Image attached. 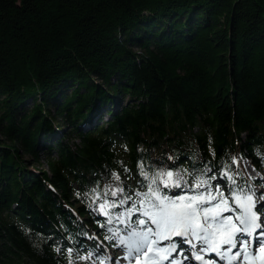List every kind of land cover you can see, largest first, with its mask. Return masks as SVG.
<instances>
[{"label":"trees","instance_id":"obj_1","mask_svg":"<svg viewBox=\"0 0 264 264\" xmlns=\"http://www.w3.org/2000/svg\"><path fill=\"white\" fill-rule=\"evenodd\" d=\"M243 158L264 172V0H0V264H88L114 182L245 187Z\"/></svg>","mask_w":264,"mask_h":264},{"label":"snow or ice","instance_id":"obj_2","mask_svg":"<svg viewBox=\"0 0 264 264\" xmlns=\"http://www.w3.org/2000/svg\"><path fill=\"white\" fill-rule=\"evenodd\" d=\"M140 174L149 183L147 191L135 193L139 207L133 203L123 216L115 218L124 225V234L121 235L120 229L108 228L110 235L105 236L125 251L123 259L130 264H185L189 257L181 245L186 244L192 250V259L200 264H216L215 260L205 258L210 254H215L224 264H264V223L261 222L264 192L256 197L255 192L238 187L236 179L224 172L222 178L228 181V194L219 184L213 188L211 180L216 179L213 176L197 179L183 194L169 195L164 189L181 188L182 182L187 184L183 175L160 170L150 176L143 165ZM115 179L119 180V175ZM123 192V188H117L110 195L116 197ZM130 199L125 197L119 205L106 201L99 205V210L108 216L107 209L127 204ZM136 213L142 218L133 221ZM107 223L112 224L113 219L109 218ZM68 251L71 254L72 250ZM98 252L96 249L79 259L90 261ZM93 264H111V258L97 255Z\"/></svg>","mask_w":264,"mask_h":264},{"label":"rangeland","instance_id":"obj_3","mask_svg":"<svg viewBox=\"0 0 264 264\" xmlns=\"http://www.w3.org/2000/svg\"><path fill=\"white\" fill-rule=\"evenodd\" d=\"M122 104H123V100H122ZM103 115H104V114H103ZM102 117H105V115L102 116ZM87 126H88V125L83 126V129H86ZM41 165L44 167V169L47 168L46 163H45V158H44L43 154L41 155ZM243 167H244L245 172H246V174H247L248 176H251V177H253V176H258V177H259V176H260V174H259L258 172H255V171L252 169V167H250V166L247 164L246 161L243 163ZM259 180L261 181V179H259ZM263 184H264V183H263ZM182 187L185 188V184L182 183ZM117 188H118V187H115L114 190H116ZM139 190H141V189H137V190H135L134 192H137V191H139ZM139 192H140V191H139ZM118 194H120V193H118ZM119 216H120V215H119Z\"/></svg>","mask_w":264,"mask_h":264}]
</instances>
